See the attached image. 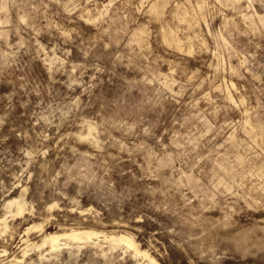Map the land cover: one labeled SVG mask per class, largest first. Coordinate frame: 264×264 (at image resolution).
I'll return each instance as SVG.
<instances>
[{
  "label": "clouds",
  "instance_id": "obj_1",
  "mask_svg": "<svg viewBox=\"0 0 264 264\" xmlns=\"http://www.w3.org/2000/svg\"><path fill=\"white\" fill-rule=\"evenodd\" d=\"M0 264H264V0H0Z\"/></svg>",
  "mask_w": 264,
  "mask_h": 264
}]
</instances>
